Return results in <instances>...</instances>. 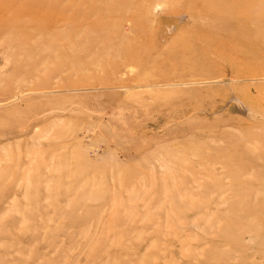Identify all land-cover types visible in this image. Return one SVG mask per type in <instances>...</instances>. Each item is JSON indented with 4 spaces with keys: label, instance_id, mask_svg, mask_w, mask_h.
Returning <instances> with one entry per match:
<instances>
[{
    "label": "rangeland",
    "instance_id": "1",
    "mask_svg": "<svg viewBox=\"0 0 264 264\" xmlns=\"http://www.w3.org/2000/svg\"><path fill=\"white\" fill-rule=\"evenodd\" d=\"M0 264H264V0H0Z\"/></svg>",
    "mask_w": 264,
    "mask_h": 264
}]
</instances>
